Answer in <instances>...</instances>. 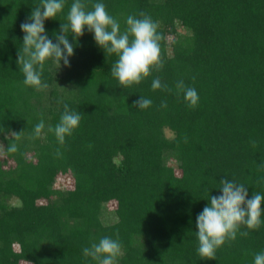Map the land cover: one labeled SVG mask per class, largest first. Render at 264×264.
<instances>
[{"label":"trees","instance_id":"obj_1","mask_svg":"<svg viewBox=\"0 0 264 264\" xmlns=\"http://www.w3.org/2000/svg\"><path fill=\"white\" fill-rule=\"evenodd\" d=\"M73 2L45 21L53 42ZM82 2L87 10L104 3L121 32L129 15H149L162 35L164 66L122 89L110 72L118 57L85 28L78 41L68 37L70 66L46 62L48 87L37 91L24 85L16 61L20 25L41 0H0V264H97L83 249L117 231L116 264H254L264 252V212L258 230L242 227L249 236L237 234L215 260L196 251V217L210 194H221L224 178L243 183L248 198L264 195V0ZM156 77L173 91H153ZM179 80L196 89L195 109L175 94ZM140 96L152 105L133 106ZM59 100L82 117L63 146L48 130L64 111ZM41 119L45 128L31 139ZM13 143L15 153L7 150ZM57 178L72 184L56 185Z\"/></svg>","mask_w":264,"mask_h":264},{"label":"clouds","instance_id":"obj_2","mask_svg":"<svg viewBox=\"0 0 264 264\" xmlns=\"http://www.w3.org/2000/svg\"><path fill=\"white\" fill-rule=\"evenodd\" d=\"M64 8V0H41L40 5L33 8L30 16L21 23L24 33L22 47L18 51L17 64L24 75L25 86L37 91L48 87L42 82V74L48 61L61 67L70 66L69 57L74 55L75 44L69 41L71 34L73 41H78L84 35L85 28L94 33L96 44L102 48L106 55L115 54L118 59L111 66V75L118 79L122 89L140 84L148 78L153 71H160L164 66L161 57L160 41L162 35L158 32V23L144 12L129 15L126 19V29L121 32L120 24L106 11L104 3H94L92 10L82 0H74L67 14V23H61L59 33H55V42L50 39L45 29V21L55 19ZM195 80V77H193ZM153 91L162 90L172 92L167 84H162L159 77L152 80ZM184 94V101L189 109H195L199 103V96L195 88L186 87L183 80L175 84V94ZM58 103H63L59 100ZM152 100L143 96L133 102V106L144 110L152 105ZM162 108H167V102H161ZM64 111L54 132L59 145L65 144L66 136H71L79 127L81 115L78 111L70 109L63 103ZM45 124L43 119L35 125L31 139L39 138ZM19 138V133H14ZM255 146L256 141H251ZM91 147V145H89ZM9 152L18 151L15 143L7 147ZM60 149H56V156H61ZM259 183V181H258ZM220 195H209V203L196 217V231L198 247L196 249L202 260H215L217 250L237 239V234L248 237L249 231H241L242 227L248 230H258L261 226L262 201L264 195L249 193L243 183H237L227 178L220 180ZM116 238L104 236L99 242H93L90 247L83 249L85 258L91 257L97 264H116L121 255L122 244L119 233ZM254 264H264V252L255 254Z\"/></svg>","mask_w":264,"mask_h":264},{"label":"rangeland","instance_id":"obj_3","mask_svg":"<svg viewBox=\"0 0 264 264\" xmlns=\"http://www.w3.org/2000/svg\"><path fill=\"white\" fill-rule=\"evenodd\" d=\"M176 32L180 33L181 35L187 34V30H186L185 28L179 26V25L176 26ZM166 39H167V41H169V40L171 39V35H167V36H166ZM167 50H169V47H167ZM164 134H165V136L168 137V138L172 136L171 131L168 130V129H165V130H164ZM2 146H3V144H2V142L0 141V153H1V151H2ZM116 159H117V158H116ZM71 184H72V182H71L70 179L57 178V180H56V185H60V186H62V187H63V186H64V187H70ZM8 202H9L10 204H17V203H18L17 199L14 198V197H11V198L9 199ZM110 207H111V204H108L107 209L110 208ZM107 209H106V210H107ZM108 210H109V209H108Z\"/></svg>","mask_w":264,"mask_h":264}]
</instances>
